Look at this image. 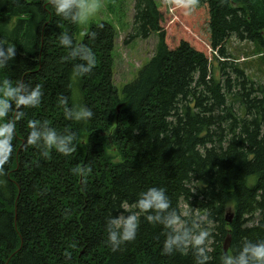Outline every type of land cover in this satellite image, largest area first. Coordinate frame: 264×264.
Masks as SVG:
<instances>
[{"label":"trees","instance_id":"1","mask_svg":"<svg viewBox=\"0 0 264 264\" xmlns=\"http://www.w3.org/2000/svg\"><path fill=\"white\" fill-rule=\"evenodd\" d=\"M171 2L167 12L134 0L127 38L158 41L119 95L110 23H92L79 42L50 0H0V80L41 92L36 106L10 100L4 118L0 264H259L245 249L264 244V85L229 60L227 44L252 43L264 66V5ZM86 53L94 64L82 72ZM83 110L91 117L77 118ZM29 120L41 134L33 145ZM47 132L70 151L47 146ZM153 190L166 208L139 206ZM129 217L135 238L109 241ZM201 233L213 242L196 244Z\"/></svg>","mask_w":264,"mask_h":264},{"label":"rangeland","instance_id":"2","mask_svg":"<svg viewBox=\"0 0 264 264\" xmlns=\"http://www.w3.org/2000/svg\"><path fill=\"white\" fill-rule=\"evenodd\" d=\"M157 6L164 4L167 12L170 11L171 0H155ZM264 5L263 0H253ZM97 10L85 22L77 23L75 38L81 41L87 28L92 23L101 21L110 23L115 31L116 38L113 49L114 85L119 95L123 85L134 78L137 70L152 56L157 45L158 36L150 34L146 38L128 39L131 30L134 0H95ZM179 22V21H178ZM197 42H202L198 35L191 34ZM231 55L230 61L235 62L244 70L246 76L258 84L264 85V66L260 62V55L256 47L249 42H239L231 37L227 44ZM235 58V59H234ZM203 231V230H201ZM204 236H206L204 234ZM209 245L213 242L202 239ZM224 242V241H223ZM221 244H223L221 242Z\"/></svg>","mask_w":264,"mask_h":264},{"label":"clouds","instance_id":"3","mask_svg":"<svg viewBox=\"0 0 264 264\" xmlns=\"http://www.w3.org/2000/svg\"><path fill=\"white\" fill-rule=\"evenodd\" d=\"M56 15L63 16L64 18H70L73 22L83 23L85 22L94 12L97 10V4L95 0H50ZM193 0H186V3H192ZM70 41L67 36L61 35L59 37V44L69 45ZM8 56L13 55L12 47L10 46L7 50ZM3 55V52H0V56ZM72 55L75 56L76 52L73 51ZM81 59L87 60L88 65L81 68V71H87L89 67L94 64L93 58L89 54H85ZM2 65V62H0ZM41 92L39 86L34 87L27 95H23L20 92V87L13 85L9 80L3 79L0 80V166L5 164L8 161V157L11 152V145L9 144V138L11 136L12 124L5 122L4 118L9 111V101L13 100L15 105L19 107L20 105L24 106H36L39 104ZM67 115V113H66ZM92 113L90 110L81 111L77 118L79 117H91ZM19 114L17 115V119ZM34 121L29 120L27 127L33 129L28 137L27 144L33 145L36 143L37 138L40 133L34 130ZM65 139L70 140V137ZM44 143L47 146H55L58 151L67 154L70 149L65 145V140H57L56 136L52 132H47L43 134ZM139 206L142 209H147L149 207H157L164 209L167 207V202L163 198V195L160 191L153 190L150 198L145 199L139 202ZM135 218L129 217L123 226V231L119 236V241L117 240V234L115 232H110L108 235L109 241L113 243H118L120 241H131L135 238ZM204 233H201L200 237L195 240L196 244H199L203 239ZM174 241L167 240L165 241L166 250L170 251ZM245 251H250L251 256L259 262V264H264V244H259L252 247L250 250L245 249ZM239 264H247V261L243 258L240 259Z\"/></svg>","mask_w":264,"mask_h":264},{"label":"water","instance_id":"4","mask_svg":"<svg viewBox=\"0 0 264 264\" xmlns=\"http://www.w3.org/2000/svg\"><path fill=\"white\" fill-rule=\"evenodd\" d=\"M225 220L227 222H230L232 220V215H229L228 212H227L226 215H225ZM228 245H229V239L226 238V240L223 243V251H227Z\"/></svg>","mask_w":264,"mask_h":264}]
</instances>
